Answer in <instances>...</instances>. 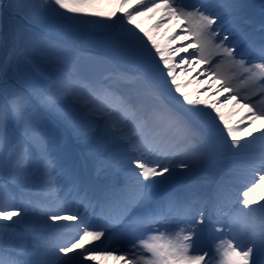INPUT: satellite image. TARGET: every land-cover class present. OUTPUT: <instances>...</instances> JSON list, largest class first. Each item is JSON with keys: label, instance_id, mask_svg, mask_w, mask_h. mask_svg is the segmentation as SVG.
Returning <instances> with one entry per match:
<instances>
[{"label": "snow or ice", "instance_id": "1", "mask_svg": "<svg viewBox=\"0 0 264 264\" xmlns=\"http://www.w3.org/2000/svg\"><path fill=\"white\" fill-rule=\"evenodd\" d=\"M95 2L0 0V49L11 42L7 57H0V244L9 235L20 253L32 257L28 264H86L97 256H114L122 264H264V202L253 198L264 184V128L255 127L264 120V108L257 110L250 100L259 95L264 102V83H260L264 81V43L256 44L239 27L236 0H137L121 16L113 19L114 14H109L105 20L96 18L103 14L88 11ZM127 3L122 0L121 6ZM158 9L167 20L184 21L181 34L192 38L191 45L162 48L136 23L137 17ZM14 13L36 28L103 37L137 72L84 79L59 45L46 43L29 50L20 33L6 37L4 18ZM187 47L196 51L180 57V64L193 58L197 63H211L209 50L221 58L210 74L222 81L223 91L235 93L230 81L243 77L249 90L240 106L247 107L250 116L233 126L216 104L185 92L187 85L178 82V64L171 57ZM13 52L17 61L40 76L39 89L10 83ZM36 56H42L52 70L42 69ZM222 65L234 69L233 75L222 74ZM157 74L165 82L170 78L182 101L174 97L173 104L150 86V78ZM113 80L133 88L143 80L149 87L137 88L133 95L113 87ZM30 94L77 128L86 122L103 123L110 141L121 145L113 158L121 179L95 203L86 195L60 194L48 138L38 127L26 131V144L8 147L10 124L27 129L31 123ZM226 100L236 102L237 96ZM185 103L193 107L185 108ZM62 104L67 106L63 110ZM245 119L249 123L241 128ZM129 125L134 131L126 135L124 128ZM200 132L209 138L219 133L233 165L228 185L218 188L210 201L174 191L185 182V172L203 162V154L192 147ZM245 133L252 138L241 142ZM205 226L219 233L212 240L211 253L202 234ZM18 228L25 233L17 232ZM96 241L101 243L86 246ZM0 264L5 261L0 259ZM7 264L24 262L10 259Z\"/></svg>", "mask_w": 264, "mask_h": 264}, {"label": "rangeland", "instance_id": "2", "mask_svg": "<svg viewBox=\"0 0 264 264\" xmlns=\"http://www.w3.org/2000/svg\"><path fill=\"white\" fill-rule=\"evenodd\" d=\"M258 0H237L236 3L239 6H243L246 3L252 4V6L257 5ZM137 0H128L127 4H122V0H96L94 6L88 11L90 12H98L103 15L96 17L97 19L105 20L109 14H114L112 16L113 19L121 16L124 12L128 11L132 8V5L136 4ZM238 6V10L241 8ZM249 4L245 5V9H247ZM23 7V5H21ZM251 11L254 9L250 8ZM135 11V9H132ZM19 12V8L17 9ZM242 12V11H241ZM18 17H16V16ZM15 16V17H14ZM144 17H148L147 14L141 17H137L136 23H140ZM4 30L5 36L14 35L16 33H20L25 38V44L29 50L36 48L40 49L45 47L46 43H53L59 45L60 48L66 51V54L71 58L73 64L78 68L79 75L87 80H98L101 79L105 73L110 74L113 71H119L125 68L130 69V62L124 59L120 52H118L113 57V64H104L102 59H106L105 55H107L109 51V42H106L103 37L92 35V34H77L72 35V39L75 41V44L78 46L75 49V54L71 49L68 48V45L64 42L58 41L55 36L53 38L49 37H42L40 28L33 27L29 25L27 20L24 19L23 16L19 14H11L6 15L4 18ZM129 27L135 28V25H129ZM164 30L163 27L160 28ZM50 31V30H49ZM54 35H57L56 31H50ZM143 35V33H140ZM74 36V37H73ZM146 39V38H145ZM177 42V40H176ZM173 43V41L171 42ZM70 46V44H69ZM82 46H88L91 50H94L92 53L82 54L80 50L77 48ZM115 47V45H114ZM83 49V48H82ZM98 50V51H97ZM11 51V42L9 41L8 47L0 49V57L6 58L9 52ZM118 51V49H116ZM196 51V50H194ZM193 51V52H194ZM100 52V53H98ZM81 53V54H80ZM13 70L9 73L11 80L10 83L16 85L17 83L23 85L24 89H39L43 82L40 76L34 72L29 66L24 64L23 61H17L16 56L17 53L13 52ZM102 55V56H98ZM104 55V56H103ZM35 61L40 65L42 69H48L51 71V67L48 62L42 56H36ZM194 61L195 58H193ZM192 60V62H193ZM197 63V62H196ZM200 64V63H198ZM137 72V68L133 70ZM110 72V73H109ZM237 77L235 76L230 83L236 80ZM214 86L217 89H221V83L219 80L214 79L212 80ZM150 86L153 88L158 89V91L163 94V97L167 98L168 100L175 99L170 98V87L167 85V82L160 79L159 74H157L156 78H150ZM149 87V84H146L143 80H141L137 84V88L145 89ZM214 87V88H215ZM133 87L130 85H126L121 87V90H124L126 93H131ZM136 88V90H137ZM136 90L134 93H136ZM133 93V95H135ZM203 99V98H202ZM182 100V99H181ZM29 102L31 104L32 112L29 113L31 123L25 128H17L15 125L10 124L8 130V147L20 143L26 144L23 142V138L28 140L29 137L26 135V131H31L32 127H38L44 135L48 138L47 149L48 153L51 156V159L56 164V169L60 170L65 167V163L70 165V167H74L78 171H86L89 170L90 167V158L95 153V150L104 152L103 149L99 150V148H108L110 152L115 151V143L109 141L108 133L105 130V125L103 123L100 124H91L90 122H86L84 127L77 128L73 124L69 123L65 120L57 111H53L52 109L48 108L46 105L41 103L39 99L35 95H29ZM189 107H193L191 105H187ZM66 105H61L60 109L63 110L66 108ZM199 107V106H198ZM206 110V109H205ZM39 119V122L33 120V117ZM69 128L71 135H66L65 131L63 133H59L61 131V124H63ZM217 123L219 121L217 120ZM233 125V123H232ZM220 127H223L221 124ZM66 130V129H65ZM250 130V129H249ZM219 135V133L217 134ZM205 141L204 138H202ZM212 142L206 141L204 145V154H207L208 157H212L213 160L216 159V154L214 152V148H212ZM204 157V155H203ZM204 159V158H203ZM65 167V168H66ZM187 173V174H186ZM192 173V172H191ZM190 172H185V176L187 177H194L198 175L200 170L196 171L195 173L191 174ZM196 177L195 181L197 180ZM262 189H264V185L262 184L260 188L256 190L253 195H255V200L259 201V197L257 195L264 196L261 193ZM257 198V199H256ZM18 232V229H16ZM5 248L8 250L5 256L10 259H14V256H18L20 261H23L24 264H28L26 260L32 259V257L24 255L17 250V245L14 243L12 239H10L9 235H5L3 239V243L0 244V249Z\"/></svg>", "mask_w": 264, "mask_h": 264}, {"label": "bare ground", "instance_id": "3", "mask_svg": "<svg viewBox=\"0 0 264 264\" xmlns=\"http://www.w3.org/2000/svg\"><path fill=\"white\" fill-rule=\"evenodd\" d=\"M148 17H144L141 22L139 23L141 27L144 29V31L149 32L152 36L155 37L157 42L161 45L162 48H182L184 45H191V40L187 39L186 37H182L183 34H181V29L183 28L182 20L172 19L167 20L166 14H163L162 9H158L155 12H151L147 14ZM238 24L239 27L242 29V31L248 35L249 39L254 41L256 44L264 43V40L261 38H264V32H258L261 34H258V36L254 35L255 28L259 27L262 28L264 31V2H261L256 12L252 15H250V18L244 17L243 14H238ZM166 21V22H165ZM160 24V27L157 28L155 25ZM163 27L164 30H161L160 28ZM137 31H139L137 29ZM177 40V43H176ZM175 42V45H171V42ZM193 52L192 47H187L186 50L179 51L177 53H174L171 57L174 61L177 62L178 67L176 68V74L178 76V82L182 84H186L187 87L185 88V92L189 94H194L195 99H202L209 101L210 103H214L217 105V107L222 110L224 108V114L228 115V117H231L232 120L236 123H238L242 118H246L247 116H250L251 113H249L248 109L241 107V103L243 102V96L246 94V91L239 93L236 91L233 92H226L223 90H218L217 88H214V83L211 81V78H215L216 76L211 75L210 73L215 70V64L218 60L221 58L218 56H215L212 54V50H209L208 53L210 55H207L209 59L211 60V63L205 64L203 63L201 66L197 65L196 62H189L187 64H180V57L188 56ZM157 59H159L157 57ZM162 68L164 67L162 64L160 65ZM181 69H187L188 71L186 73H182ZM224 69H231L228 65H223V69H221L222 74L226 75L227 73L224 71ZM234 71V69H231ZM166 72V69H165ZM162 78V77H161ZM240 80L243 81V77H238ZM163 79V78H162ZM167 82L170 85V78H168ZM260 83H264V81H260ZM231 86L236 89L235 86L231 84ZM172 90V96H180L179 93H175L174 87L171 86ZM237 90V89H236ZM249 90V89H248ZM198 94V95H197ZM230 95H236L237 101L234 102L232 100H226V97ZM256 105V109H262L264 106V102H261V98L258 95L257 102L254 101ZM203 108H205L207 111H212L209 108H206L204 105H202ZM215 113L213 112V115ZM244 123H249L247 119L244 120ZM264 126V120H260L256 122L255 127L259 129L260 127ZM134 131V126L130 125L127 129V132L132 134ZM121 151L120 149L115 153V157H118V153ZM103 162H106V158L100 159ZM224 161H227L228 164L226 165V172L232 173L233 165L230 162L229 158L224 156ZM99 162V161H97ZM222 162V161H221ZM105 167V166H104ZM108 170L110 176H105L104 174H101L102 179H107L108 184L112 187L118 182V180L121 179L119 175L114 178L115 173L118 172V170L113 167V158L110 159V163H107V167L105 168ZM100 171V170H99ZM99 171L96 172V175H98ZM57 182L59 183L60 189H63L60 194L68 195L70 196V193L74 189H78V196H87L89 199L95 201L102 197L104 190L110 189L112 187H107L106 189H102L98 184L95 186L91 183L88 177H84L81 180H75V178L72 181H68V178H65L62 174V172L58 171L56 172ZM71 178V177H70ZM113 180V183L110 182ZM264 185V184H263ZM176 191V190H175ZM264 195V189H262L261 193ZM258 197V196H257ZM260 202H264V196L259 197ZM99 211V209H97ZM88 214L91 215L92 211H88ZM91 247V246H88ZM86 264H122L120 260H117L114 258V256H97L96 260L94 262H86Z\"/></svg>", "mask_w": 264, "mask_h": 264}]
</instances>
